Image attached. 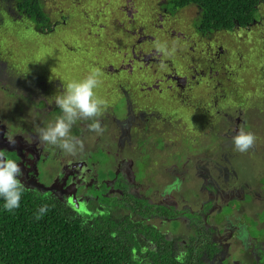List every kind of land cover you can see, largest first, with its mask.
<instances>
[{
    "label": "flooded vegetation",
    "instance_id": "obj_1",
    "mask_svg": "<svg viewBox=\"0 0 264 264\" xmlns=\"http://www.w3.org/2000/svg\"><path fill=\"white\" fill-rule=\"evenodd\" d=\"M169 1L171 0H165V4H159L160 7L153 12L147 10L142 14L139 9L138 12L143 16H138L137 13L133 14L132 11L126 9L125 16L121 17L123 23L116 24L121 29L114 30V34L118 38L103 42L112 55L108 64L98 61L95 56H85L76 62L80 65L82 62L91 64L93 69L99 70L101 83L95 89V93L97 96L102 95V99L107 105L103 109V114L98 117L101 126L105 129L102 137L99 138L101 140L109 138L104 144L96 145L94 149H89V146L84 144V151L88 150L87 156L105 159L101 166L105 165L104 172L108 171L107 174L112 173V175L102 180L100 189L106 191V187H108V194L117 190L113 189L115 186H118L117 191L119 192L125 187L130 193H136L137 190L143 189V180L147 178L148 171L152 170L151 161L145 163L142 172L137 166V159L139 157L149 158L150 149L155 152L161 151L163 155L169 157L168 160H162L159 171L160 173L165 171V176L160 174L161 180H158L164 193L163 195L156 193L153 186H147L143 191L155 190L147 196V218L158 217L155 213L161 207L171 205H175L178 210H184L187 213L190 210L195 219L198 217L201 220L199 223L202 228L213 236L212 241L208 234L205 245L206 255L208 256V251L210 254H214L211 259L212 263L264 264V221L261 218L264 216V210L258 209L255 211L256 214L250 217L255 220L252 230L258 232L257 236L252 235L248 239L242 240L241 236L233 233L231 229V224L236 225L241 222L230 223L232 212L234 215L236 211H240V213L246 211L244 204H246L245 207L249 205L252 208L253 205L243 202L245 197H250L251 201L261 198L260 194L256 197L258 193L255 192L252 184L249 181H244L238 173L237 151L234 150L232 138L240 127L245 125V119L241 118L244 117L242 113L250 114L243 104L247 99L242 100L238 81L245 75V71L250 74L261 73L264 70L262 67L264 65L262 57L264 56L257 54L259 57L256 70L243 68L247 65V58L244 56H253L255 53L246 54L243 52L240 35L233 39H228V36L219 38L216 33L215 35L200 36L195 33L196 26L189 29L190 32L188 31L184 35L180 34L177 37L178 41L167 38L166 34L171 31L164 28L168 26V22L176 18L178 13L169 8ZM79 8L78 4H74L72 12L75 13L74 17L76 18L87 14L85 11H79ZM7 9L11 17H19V20L13 19L14 23L25 24L24 27L35 25L33 30L39 35H51L61 25L67 24L65 19L61 21V24L50 20V29H47L45 25L37 26L30 19L25 20L28 15L19 7L15 8L7 4ZM69 14L67 18L71 19ZM198 16L195 18L196 21ZM117 19L120 20L119 17ZM49 25H47L48 28ZM151 25H156L159 28L157 32L163 36L164 40L159 39L153 32L146 29ZM237 28L244 32L250 31L248 28ZM95 29L97 31L105 30L104 26H96ZM97 35L102 41L101 33ZM156 40L166 43L169 49L174 46L176 51L171 56L158 54L153 47ZM111 46L115 51L111 49ZM65 48L69 52H84L82 47L76 51L74 47L69 46V43L65 44ZM100 57L102 58V56ZM161 63L165 65L164 68L160 67ZM1 66L0 64L3 75L8 77L11 85L0 88L4 93H9L14 98L6 100L2 95L7 105L4 108L0 107V150L5 151L8 158L15 160L20 165L23 175L19 179L30 190L36 191L39 188L42 192L52 193L59 198H66L69 195L66 199L68 202L72 201L70 196L75 191H78V197L81 196L88 190L92 182L98 180L99 175L95 169L100 166L99 161L96 159L88 161L84 158H60L63 161H59L60 171L57 172L59 177L58 175L52 176L50 185H46L42 180H39L36 169L38 166L45 167L48 161H52L50 153L46 151L50 149V146L48 144L41 145L32 132L14 130V127L6 124L12 125V117L5 111L15 112L18 107L17 101L19 103L25 102V100L31 101L36 97L39 98V101L33 102L35 105L47 108L49 112L52 108L60 110L55 104V95L63 92V86L66 83L58 75H54L53 81H50L41 77L43 75L37 72L31 73L28 78H20L12 73H7L6 69ZM261 67L262 69H260ZM81 79L83 78L79 80ZM38 80L41 83L36 85ZM259 90H264V88ZM108 94L114 97L110 103L106 98ZM262 94L264 95V93ZM229 102H234L232 108H227L229 111L238 107L247 111L239 110L236 117L230 119V124L224 120L223 122H226L227 125L220 132L218 129L220 126H216L214 118L220 114L218 108L228 106ZM21 104L26 106L27 111H31L34 106L30 102ZM34 108L37 110L35 106ZM177 112L180 114L178 117L176 116ZM183 112L197 117L196 119L190 118L188 120L190 124L184 121L183 130L189 132L191 138L187 140L180 134L173 140L168 135L178 133L177 124L183 121L181 119ZM227 113L229 112L227 111ZM61 114L60 111L58 116ZM224 114H226L225 111ZM6 116L8 117L6 118ZM13 121L17 123L15 119ZM91 122L85 121L86 124ZM192 124L196 126L195 129ZM197 129L205 136L211 135L206 138L208 141H201L199 137L195 136L194 133ZM17 131L29 133L17 134ZM143 134H146L145 138H141ZM9 135L15 139L14 145L9 144L7 140ZM84 137L85 134L81 132L79 138L84 139ZM158 141L162 143H157ZM148 144L154 146L142 148ZM143 150L145 152L140 154ZM181 151H184L185 154L179 155ZM144 153L145 155H143ZM56 161L52 164L53 167H55ZM186 168H190V172ZM177 179L181 182L180 190L186 187L188 199L178 198L179 188H174L170 192L165 191ZM77 185L79 188L75 190ZM46 188H51V190L47 191ZM133 188L134 191H132ZM245 189L248 191L247 195H244ZM168 194L176 196L179 202L176 203L171 198L165 197ZM232 200L240 202L241 207L237 203H233ZM179 216L184 218L185 215ZM233 238L240 242L238 249L243 255V260H240L239 256L234 257L230 252L231 246L228 240ZM207 244L210 247L208 250Z\"/></svg>",
    "mask_w": 264,
    "mask_h": 264
},
{
    "label": "trees",
    "instance_id": "obj_2",
    "mask_svg": "<svg viewBox=\"0 0 264 264\" xmlns=\"http://www.w3.org/2000/svg\"><path fill=\"white\" fill-rule=\"evenodd\" d=\"M7 4L23 10L28 15L25 20L50 29L43 0H0V26L7 18L14 23ZM168 6L178 12L176 18L179 13L195 9L196 18L199 15L197 21L193 20L195 33L200 36L216 33L219 38L228 36L230 39L253 32L256 40H261V53L258 48L256 56H264V0H171ZM64 19L67 24L61 27L70 26L71 20L66 15L55 22L61 24ZM0 60L7 73L20 78L31 74L15 63L9 65L3 56ZM245 80L254 84L251 92L264 93L259 90L264 88V70L254 74L245 71L238 81L240 88ZM239 92L245 101V91L240 89ZM76 132L78 136L82 131L76 128ZM102 177L92 182L85 193H79L81 196L75 191L69 202L66 201L69 195L59 198L52 193L32 191L24 185L20 206L14 211L5 210L4 201L0 199V264H215L211 262L214 254L208 251L207 256L205 250L206 238L209 234L213 241L212 234L202 230L187 235L179 229L182 219L190 218L186 211L178 210L175 205L161 207L155 213L158 217L148 221L147 196L155 192L154 189L130 193L126 187L119 192L115 186L113 189L117 190L108 194V187L106 191L100 189L107 176ZM78 188L77 185L75 190ZM166 196L179 202L174 195ZM188 197L187 192L186 199ZM44 205L48 206V211L37 220L36 213ZM78 211H82L83 216ZM183 214L181 218L179 215ZM169 225L173 226V232L168 229ZM209 248L207 244V250Z\"/></svg>",
    "mask_w": 264,
    "mask_h": 264
},
{
    "label": "rangeland",
    "instance_id": "obj_3",
    "mask_svg": "<svg viewBox=\"0 0 264 264\" xmlns=\"http://www.w3.org/2000/svg\"><path fill=\"white\" fill-rule=\"evenodd\" d=\"M44 1V10L48 13L49 18L52 22L58 21L62 15H68L72 12L74 8V4H78L80 6L79 11H85L87 13V17L83 18L80 16L79 18L74 17L75 13L72 12L71 22H69L70 26L68 27H59L57 30L51 35H39L34 29L35 25H30L29 27H24L25 24H16L11 23V18H7V20L0 26V55L5 57L8 60L9 65L11 63L17 64L20 66L22 70L27 71L29 73L37 72L43 76L45 79L52 80L53 76L58 75L63 79L65 83L73 80H79L80 78L86 77L92 70V65L87 64L85 62L76 63L79 61V58H85V56H95L98 61L104 62L108 64L109 59L112 58L111 52L106 49L103 45V42L112 41L115 38V31L121 29L120 26L116 24L123 23L121 17L125 16L126 9L132 11L133 14L137 13L138 16L142 15L144 11L149 10V12H153V10H157L160 5L165 4V0H43ZM94 1V5H91V2ZM140 9L141 13L138 12ZM95 15V16H94ZM143 16V15H142ZM119 17L120 20H116ZM13 19L19 20V17H12ZM196 18V10H187L177 15V18L168 22V26L164 29L170 30L171 33L166 34V37L169 39H174L178 41V38L181 35L186 34L189 29L194 28ZM91 21V22H90ZM103 27L106 30L97 31L95 27ZM166 26V24H165ZM32 27V28H31ZM118 29V30H117ZM148 31H151L156 35L159 39H163L157 30L159 28L156 25H151V27L146 28ZM115 30V31H114ZM101 33V38L97 35ZM114 34V35H113ZM172 34H174L172 36ZM244 35L241 37V48L244 53L250 54L255 53L254 56H244L247 58V65L243 68L256 70V66L258 65V57L256 56V52L261 53V40H256L254 33L252 32L250 35L247 33H243ZM98 36V37H97ZM230 39H233L231 37ZM69 43L70 47H74L77 51L78 48L82 47L84 52H72L68 51L65 48V44ZM110 44V43H109ZM113 45V44H111ZM113 51L115 49L112 48ZM118 51V50H117ZM176 51V48H175ZM178 52V51H177ZM176 52V53H177ZM102 56V58L100 57ZM175 58V57H174ZM175 64V62H174ZM8 65V66H9ZM178 66V65H177ZM176 67V66H175ZM263 67V66H262ZM262 67L260 69H262ZM46 69V71H44ZM264 69V67H263ZM0 87H9L11 85V81L7 76L3 75L2 70L0 69ZM249 77V76H248ZM43 82V81H42ZM41 83L39 80L36 83ZM34 85V84H33ZM32 86V85H31ZM254 84L248 83V81H244L241 85L243 93V98L247 101L243 102L246 109L249 110L250 114L246 112V114L242 115V119H245V125L243 128L246 132H252L256 136V143L253 148H251L248 152L240 153L237 152L236 159V167L240 176L243 177V180L249 181L254 187L258 188L259 194L261 198L258 200L255 199V203L258 204V208L264 210V186H261L260 183H264V97L261 91L259 93L251 92ZM111 90V89H110ZM109 90V91H110ZM2 95L5 96L6 100L13 99L9 93H4V91L0 88V107L4 108L6 106V102ZM99 98H103L102 95H98ZM28 98V96H27ZM107 101L110 103L114 100V97L111 95H106ZM39 98H33L30 100H25V102H30L33 104L37 110L32 106L31 111H27L26 106H24L19 101H17V109L15 112L5 111L7 114H10L12 117V125L6 123L9 126L14 127V130H22L29 131L35 134L37 137V128L38 127H46L49 123L55 121L58 114H60V110L50 108L49 112L47 108L39 107L34 103H37ZM34 102V103H33ZM234 102H229L228 106L219 107L218 110L220 114L216 115L214 121L216 122V126H220L218 129L220 132L225 128L224 126L227 123L223 122L224 120L229 122L230 119H234L239 110H243V112L247 111L240 107L235 110L229 111L228 109L233 107ZM112 105V104H111ZM225 108V109H224ZM228 108V109H227ZM181 110V109H178ZM4 111V110H3ZM224 111L226 114H224ZM227 111L229 113H227ZM4 112V114H5ZM6 115V114H5ZM226 115V116H225ZM177 117L180 114L177 112ZM8 116H6L7 118ZM197 118L195 115H188L185 112L182 113L181 119L183 121L177 124V134H169L168 137L175 140V136L182 135L187 140L191 138L189 132H184L183 125L186 122L190 124V118ZM17 123H14V120ZM9 120V119H7ZM185 121V122H184ZM247 122V123H246ZM5 124V123H4ZM193 125V124H192ZM195 125H193V129H195ZM76 128L79 132H83L85 134L84 139H81L83 143L89 146V149H94L96 145L104 144L108 138L101 140L99 137L102 135H97L95 132L89 131L87 129V124L85 120H78L76 124L72 127L70 134L76 136ZM27 132V133H29ZM195 136L199 137L200 140L208 141L206 138L211 137V135L205 136L198 129L195 130ZM17 134H27L21 131H17ZM146 134L141 135V138H145ZM158 135V134H155ZM216 135V133H215ZM214 135V136H215ZM78 135L77 137H79ZM38 138V137H37ZM99 138V139H98ZM220 141V140H218ZM162 143L158 141L157 143ZM42 145V143H40ZM50 149L46 150L50 153V159L52 161H48L46 166L37 167V175L39 180H42L46 185H50L51 177L54 175H58L57 172L60 171L58 165L59 161H63L60 158H73L79 159L84 158L88 161H93L96 159L99 161L100 166L95 169L100 179H102V175H106L107 177L111 176V174H107L108 171L104 172V166L102 162L105 161L103 158H96L87 156V151L80 152L76 155H69L62 151L59 147L49 145ZM154 145L148 144L142 148L153 147ZM202 148V147H200ZM229 150L231 153L234 151ZM86 152V153H85ZM145 152V150L141 151L140 154ZM185 154L184 151H181V154ZM145 155V153L143 154ZM177 157V156H175ZM169 157L162 154L161 151L155 152L152 149L149 151V158L143 159V157H139L137 159V166L140 171H144L145 163L147 161H151V168L155 172L160 171V167L162 164V160H168ZM185 157V161H186ZM52 165L53 163H55ZM54 161V162H53ZM152 170L148 171L147 178H144L142 186L143 190L146 189L147 186H153L156 191H163L161 188V183L158 180H161V176H165V171L159 172L158 174L153 172ZM188 172H190V168H186ZM161 174V176H160ZM170 175V173H169ZM139 177H141L138 174ZM98 178V177H97ZM165 179V177H164ZM261 187V188H260ZM39 193L41 190L37 189ZM184 195H187V192H184ZM158 201V199H157ZM248 204H253V201ZM247 208H250L249 205ZM80 215L83 216L82 211H78ZM250 214V213H249ZM256 213L253 212L251 216H254ZM240 217H243L242 213H239ZM251 216H247V220L243 221L244 224H231V229L233 233L241 236L242 240L248 239L250 236H257L258 232H254L252 230L253 225L255 224V220L250 218ZM234 217H237V214H234ZM264 221V216H261ZM236 220V219H235ZM234 220V221H235ZM231 222L233 220L231 219ZM153 223L158 224V221H153ZM180 227V226H179ZM168 229L173 232L174 228L172 225L168 226ZM232 233V234H233ZM231 246V254L234 257H240V260H243V255L238 249L240 242L235 238L228 240ZM250 263V262H249Z\"/></svg>",
    "mask_w": 264,
    "mask_h": 264
},
{
    "label": "clouds",
    "instance_id": "obj_4",
    "mask_svg": "<svg viewBox=\"0 0 264 264\" xmlns=\"http://www.w3.org/2000/svg\"><path fill=\"white\" fill-rule=\"evenodd\" d=\"M158 54L171 56L175 52L173 46L169 49L166 43L156 40L153 45ZM161 68L165 65L161 63ZM99 70L93 69L86 77L77 81H69L63 87L61 94L55 95V104L60 109L61 115L46 127L37 128V137L40 143L59 147L69 155H76L84 151L83 141L71 135V129L78 120L92 121L87 124L89 131L97 135H103L105 129L98 119L106 108V102L99 98L95 89L101 83ZM9 144L14 145L15 139L7 136ZM234 150L240 153L248 152L255 146L256 136L252 132H246L243 127L232 138ZM23 175L20 165L13 159L8 158L5 151L0 150V199L4 201V209L12 212L19 208L23 192V184L19 177ZM181 182L177 179L173 185L165 189L170 192L178 189ZM48 211V206L44 205L38 209L36 219L39 220Z\"/></svg>",
    "mask_w": 264,
    "mask_h": 264
},
{
    "label": "crops",
    "instance_id": "obj_5",
    "mask_svg": "<svg viewBox=\"0 0 264 264\" xmlns=\"http://www.w3.org/2000/svg\"><path fill=\"white\" fill-rule=\"evenodd\" d=\"M260 185L261 186H264V183H260ZM252 187L255 190V192L258 193V195L256 196V197H258L259 196L258 188L257 187H254L253 185H252ZM179 192H180V195L178 196V198L181 197L182 200H185L186 199V196L184 195V192H186V187H183L181 190H179ZM156 193H159L160 195H163L164 192L163 191H156ZM247 194H248V191H247V189H245L244 190V195H247ZM165 197H167V196L165 195ZM232 202L233 203L234 202L237 203L239 207H241V205H242L240 202L235 201V200H232ZM243 202L244 203L251 202L250 197H245L244 200H243ZM263 204H264V202H263ZM245 205L246 204H244V208H245L246 211H243V212L241 211L243 217H240L239 216L240 211H238V212L236 211L237 217H234V215H233L234 212H232V216H230V223H236V221H240L241 224H244L243 221L247 220V216H251L253 214V212L258 211V209H259L258 208V204L255 203V200L253 201L252 208H247V207H245ZM188 215L190 216V218H188L187 220L186 219H184V220L182 219L181 225L179 227L180 230H182L187 235H190V234L195 235L198 232L204 230L202 228L201 224L199 223V221H201V220L198 217H196V219H195L193 217V213L192 214L190 213V210L188 211ZM150 218H148V221L150 220ZM231 219L233 220V222H231ZM187 225H189L191 227H189ZM175 235H177V231H176V234ZM193 235H192V237H193ZM183 242H186V240L184 239Z\"/></svg>",
    "mask_w": 264,
    "mask_h": 264
},
{
    "label": "water",
    "instance_id": "obj_6",
    "mask_svg": "<svg viewBox=\"0 0 264 264\" xmlns=\"http://www.w3.org/2000/svg\"><path fill=\"white\" fill-rule=\"evenodd\" d=\"M46 189H47V191H48V190H51V188H46Z\"/></svg>",
    "mask_w": 264,
    "mask_h": 264
}]
</instances>
